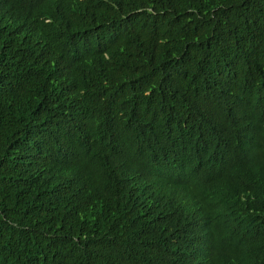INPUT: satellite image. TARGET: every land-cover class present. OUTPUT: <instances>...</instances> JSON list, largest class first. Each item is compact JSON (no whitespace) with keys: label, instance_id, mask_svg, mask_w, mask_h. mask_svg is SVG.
Wrapping results in <instances>:
<instances>
[{"label":"trees","instance_id":"trees-1","mask_svg":"<svg viewBox=\"0 0 264 264\" xmlns=\"http://www.w3.org/2000/svg\"><path fill=\"white\" fill-rule=\"evenodd\" d=\"M0 264H264V0H0Z\"/></svg>","mask_w":264,"mask_h":264}]
</instances>
